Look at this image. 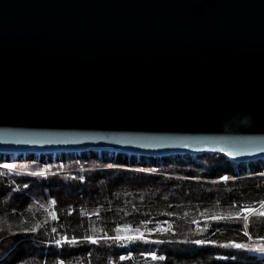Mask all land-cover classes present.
<instances>
[{
  "label": "water",
  "instance_id": "95a60500",
  "mask_svg": "<svg viewBox=\"0 0 264 264\" xmlns=\"http://www.w3.org/2000/svg\"><path fill=\"white\" fill-rule=\"evenodd\" d=\"M90 150L263 160L264 0H0V152Z\"/></svg>",
  "mask_w": 264,
  "mask_h": 264
},
{
  "label": "trees",
  "instance_id": "16d2710c",
  "mask_svg": "<svg viewBox=\"0 0 264 264\" xmlns=\"http://www.w3.org/2000/svg\"><path fill=\"white\" fill-rule=\"evenodd\" d=\"M261 201L264 159L0 152V264H264Z\"/></svg>",
  "mask_w": 264,
  "mask_h": 264
},
{
  "label": "snow or ice",
  "instance_id": "6c2138e0",
  "mask_svg": "<svg viewBox=\"0 0 264 264\" xmlns=\"http://www.w3.org/2000/svg\"><path fill=\"white\" fill-rule=\"evenodd\" d=\"M141 139H146V140H148L149 142H152V141H155V142H162V140H160V139H158V138H141ZM129 142H131V141H129ZM3 167H5V168H7V169H11L13 166L12 165H8V164H5ZM33 175H37L36 173H33ZM41 175H42V173H41ZM225 179H227V178H225ZM260 205H261V207L262 208H264V201H261L260 202ZM253 211H255L254 209H250V208H244V207H242L241 209H240V212H238V213H236L235 214V218H240V216L243 214V213H248V212H253ZM258 215H261V216H264V212H259V213H257ZM244 219H245V221H247V219H248V217H247V215H244V217H243ZM53 219H55V217H53ZM53 231H55V229H53ZM245 235H248V233L247 232H245ZM114 239H121L120 237H116V238H114ZM127 239H130V240H133V239H142V237H140V236H136V237H132V236H129V237H127ZM87 240L90 242V243H92V244H96L97 243V240L96 239H93L92 237H87ZM61 243H65V244H75V243H77V241L75 240V239H72V240H69L67 237H65V238H63V240L61 241V240H57L56 241V244L59 246ZM195 243H197V244H201V243H203L202 241H195ZM234 248H237V249H239V248H243V247H245L244 245H241V244H233L232 245ZM258 251H261V252H264V248H260V249H257ZM154 259H155V257H153ZM121 259H123V257L121 258ZM160 259L162 260V259H164V257H160Z\"/></svg>",
  "mask_w": 264,
  "mask_h": 264
}]
</instances>
